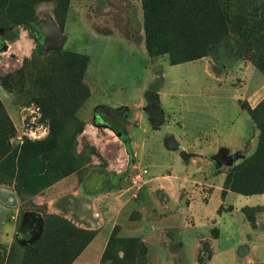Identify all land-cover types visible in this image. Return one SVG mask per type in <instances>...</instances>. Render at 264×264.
I'll use <instances>...</instances> for the list:
<instances>
[{"label": "rangeland", "instance_id": "obj_1", "mask_svg": "<svg viewBox=\"0 0 264 264\" xmlns=\"http://www.w3.org/2000/svg\"><path fill=\"white\" fill-rule=\"evenodd\" d=\"M220 2L242 27L230 24L205 57L172 65L146 50L142 0H68L64 11L57 0H0V98H12L15 112L11 120L10 101L1 102L14 132L4 137L0 184L17 195L19 226L31 215L34 236L27 246L2 243L0 264H21L45 234L52 250L31 260L32 250L25 264H64L59 253L93 240V224L103 230L98 249L86 246L69 264H245L244 246L236 250L243 220L264 208H242L259 196L227 182L261 136L249 112L264 100V0ZM244 115L252 128L236 150ZM29 144L37 146L25 154ZM57 182L73 218L36 200ZM97 191L118 199L107 206ZM262 237L252 264L263 263Z\"/></svg>", "mask_w": 264, "mask_h": 264}, {"label": "trees", "instance_id": "obj_2", "mask_svg": "<svg viewBox=\"0 0 264 264\" xmlns=\"http://www.w3.org/2000/svg\"><path fill=\"white\" fill-rule=\"evenodd\" d=\"M67 2L68 0H57L56 8L64 11ZM142 7L145 47L148 54L150 56L168 54L172 65L205 57L210 44L227 40L232 28L236 26V29H240L245 22L244 18L231 22V15H226L227 7H224L220 0H142ZM27 22L24 21L25 24ZM230 24L233 25L231 29H229ZM239 37L243 39L245 35L241 34ZM261 69L264 71V62ZM2 109L0 101V167L8 159L6 151L8 145L4 143V137L11 136L14 132L12 123ZM249 114L261 131L258 149L255 155L248 159L244 165L233 169L227 182L230 191L243 196L264 194V100ZM97 119L99 122L101 121L100 117ZM123 140L125 149L130 154L129 143L126 138ZM36 146L26 145L25 154L28 153V148L30 152ZM20 160L22 159L19 158L18 161ZM18 165L16 166L17 171L22 170L23 164L20 165L18 162ZM92 238L93 235H90L78 250H76V243L71 245V248L62 250L59 253L61 254V261H64V264L72 262ZM49 244L50 241L47 242V235L45 234L38 245L25 248L21 264H25L26 257L32 250H35L36 253L32 254L31 260L50 252L53 245ZM39 246L41 250L38 249Z\"/></svg>", "mask_w": 264, "mask_h": 264}, {"label": "crops", "instance_id": "obj_3", "mask_svg": "<svg viewBox=\"0 0 264 264\" xmlns=\"http://www.w3.org/2000/svg\"><path fill=\"white\" fill-rule=\"evenodd\" d=\"M254 92H255L254 94L256 95L257 89ZM159 100H160V103L162 104L163 99L159 98ZM0 101L2 102V104L5 101H10V106L12 109L10 111L8 110L7 112H8V116L10 117V119L13 120V116L15 115V112L11 113V111H14V106L12 104V101H13L12 98H0ZM123 108H126V107H123ZM169 114L166 111H164L165 120H167L168 118L167 115ZM241 121H242V126L244 127L245 131H243L244 132L243 135H239V138L241 141L236 144L237 146L235 145L236 150L242 149V146L245 144L248 138V134L250 135L249 132L251 131V128H252L251 120H249L248 116L244 115V118L241 117ZM163 125H166V121H164ZM63 189H65L63 188V184H60V182H57L51 185L50 187H48L40 197H36V200H38L37 198H40V201H42V203H46L47 214H54L59 217L69 219V217L73 216L72 215L73 213L71 211H66V209L60 207V205L58 204L62 202V200L66 197L65 196L66 193L68 192V191H64ZM94 194L95 195L93 196H97L98 198L100 197L103 200L104 204H106L107 206L111 204L112 201H114L113 198L116 200L118 199V197H114L113 194L105 196V195H102L99 191H97ZM256 196H259V200L257 203L250 205V206H244L242 208H245V207L246 208H264V194L256 195ZM84 197L88 198V201L90 204L92 196L84 195ZM16 198H17V195L15 194V191H13L11 187L0 184V247L3 245L2 243L7 244L8 241H10L8 239H13V238L14 239L12 240V242H16L18 244L15 238L16 236L19 237L21 231H24L25 234H27L26 228L28 226H26L25 228H21V224L20 226L18 224V213H17L16 206H14V202ZM87 203H88L87 201L83 200L81 202V206L87 207V208L90 207L89 209H94L92 206H89ZM79 208L81 209V207ZM73 212L75 211L73 210ZM101 220H103L102 217H101ZM242 227L245 229V240L237 246L236 250L240 246H244L245 252H244V255H242V257L240 258V261L243 260L245 261V264H252V259L249 257L254 251L258 250V247H259L258 245H261V243H255L254 238L256 235L264 236V213L262 214V217L256 218L255 221L247 222L243 220ZM32 229L33 228H31V231ZM86 229L91 230V231H96L94 239L91 242H89L86 249H88V247L89 248L93 247V249H98V244L100 243L99 241L103 239V230H98L99 229L98 226L94 224L90 227H86ZM217 235H218L217 240L215 242L219 241V238H220L219 231ZM261 242L264 245V240H261ZM84 251L79 257L84 255ZM212 258H213V254L211 255L210 258L206 260L205 263L210 262ZM262 262H263L262 264H264V259Z\"/></svg>", "mask_w": 264, "mask_h": 264}, {"label": "water", "instance_id": "obj_4", "mask_svg": "<svg viewBox=\"0 0 264 264\" xmlns=\"http://www.w3.org/2000/svg\"><path fill=\"white\" fill-rule=\"evenodd\" d=\"M117 135L120 136V133H118ZM29 216H31L29 213H26V214L23 215L21 228H25L26 226H29V222H30ZM39 226H40V221L37 219V227L35 229H37L40 232V229H38ZM37 236H38V234H37ZM33 238H34V236L29 241H27L25 243H21V245H23V246L29 245L30 243H32L34 241ZM244 249H245V247H244ZM243 251L245 252V250H243Z\"/></svg>", "mask_w": 264, "mask_h": 264}, {"label": "flooded vegetation", "instance_id": "obj_5", "mask_svg": "<svg viewBox=\"0 0 264 264\" xmlns=\"http://www.w3.org/2000/svg\"><path fill=\"white\" fill-rule=\"evenodd\" d=\"M31 232L32 231H31L30 228L27 229V234H25L24 231H21L19 237L16 236V238H15L16 241L19 242V243H25V242H27L29 240L30 236H31Z\"/></svg>", "mask_w": 264, "mask_h": 264}]
</instances>
